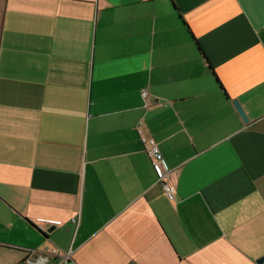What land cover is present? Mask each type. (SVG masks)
Listing matches in <instances>:
<instances>
[{
  "label": "crops",
  "instance_id": "crops-1",
  "mask_svg": "<svg viewBox=\"0 0 264 264\" xmlns=\"http://www.w3.org/2000/svg\"><path fill=\"white\" fill-rule=\"evenodd\" d=\"M51 247L264 264V0H0V264Z\"/></svg>",
  "mask_w": 264,
  "mask_h": 264
},
{
  "label": "built area",
  "instance_id": "built-area-1",
  "mask_svg": "<svg viewBox=\"0 0 264 264\" xmlns=\"http://www.w3.org/2000/svg\"><path fill=\"white\" fill-rule=\"evenodd\" d=\"M147 95L148 91L142 89L141 96L146 98ZM139 134L146 154L155 171L157 184H159L166 197L169 200H173L175 198V187L170 178L171 169L166 164L157 142L152 138L142 136L140 131ZM53 256H60L63 260H66L69 257V253H60L59 249L55 247L38 251L30 250L24 262L25 264H43Z\"/></svg>",
  "mask_w": 264,
  "mask_h": 264
},
{
  "label": "water",
  "instance_id": "water-1",
  "mask_svg": "<svg viewBox=\"0 0 264 264\" xmlns=\"http://www.w3.org/2000/svg\"><path fill=\"white\" fill-rule=\"evenodd\" d=\"M233 105L236 108V110L238 111V113L240 114L241 118L243 119V121L247 122L248 118L243 110V108L241 107V105L239 104V102L237 100H233ZM51 229L47 230V232H49ZM263 260V258H260L258 260V262H261Z\"/></svg>",
  "mask_w": 264,
  "mask_h": 264
},
{
  "label": "trees",
  "instance_id": "trees-1",
  "mask_svg": "<svg viewBox=\"0 0 264 264\" xmlns=\"http://www.w3.org/2000/svg\"><path fill=\"white\" fill-rule=\"evenodd\" d=\"M179 19L182 21V23H183L184 25H186V23L184 22V20L182 19V17H181L180 15H179ZM189 34H190V36H191V38H192V40H193V42H194V44H195V46H196L198 52H199V53L202 55V57L205 59V56L203 55V52L201 51L200 47L198 46V44H197L195 38L193 37V35L191 34L190 31H189ZM209 68H210V70L212 71L211 67H209ZM213 74H214V73H213ZM214 76H215V75H214ZM215 77H216V76H215ZM216 81H217V83L219 84L221 90H224L223 87L221 86V83L219 82V80H218L217 78H216Z\"/></svg>",
  "mask_w": 264,
  "mask_h": 264
}]
</instances>
